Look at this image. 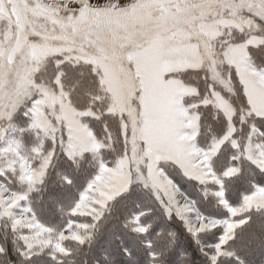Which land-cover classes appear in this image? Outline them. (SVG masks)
<instances>
[{"label": "rangeland", "instance_id": "obj_1", "mask_svg": "<svg viewBox=\"0 0 264 264\" xmlns=\"http://www.w3.org/2000/svg\"><path fill=\"white\" fill-rule=\"evenodd\" d=\"M93 3V0H3L0 3V234L5 231L3 218L14 241L20 242L15 248L25 247L22 251L25 256L34 257L43 252L54 256L65 254V242L88 240L95 223L111 203L129 190L136 166L142 179L163 194L170 215L177 217L193 238L207 230L222 229L216 243L201 244L203 253L211 259L222 256L221 251L231 253L227 245L236 228L246 220L243 213L250 208L264 207V186L246 196L240 205L232 206L225 200L222 179L211 167V158L224 143L231 141L235 147L240 146L235 137L236 108L223 91L232 88L231 70L225 71L219 63L232 66L243 86L248 102L244 121L250 122L249 116H257L254 108L258 114H264L261 96L251 88L252 99L249 102L238 71L227 57L233 46L259 34L248 33L246 39L227 45L220 61L209 56L207 66L203 53L214 52L215 38L229 28L257 31L258 20L264 22V0H162L157 4L148 2L144 5L117 6L119 4L109 3L101 9ZM87 33L109 36L111 40L101 48L73 51L75 46L69 47L73 38ZM259 36L262 42L257 45L264 42V37ZM153 40H162L167 45L197 43L204 59L202 67L208 69L206 75L203 74L202 88L185 80L198 89V93L192 96L198 98L193 102L195 107L189 106V111L213 104L224 115V107L218 100L226 99L229 103V118L224 115L228 125L211 148L202 149L196 143L199 131L195 136L190 131L186 133L189 158L209 175L205 183H218L216 193L229 211L226 218L209 217L199 211L195 202L181 191L163 167L164 163L171 161L160 162L157 174L156 168L148 165L146 145L139 127L141 83L132 55ZM80 59L92 64L99 72L109 97L108 109L118 115V139L126 141L129 117L134 118V130L139 140L136 142V154L129 153L123 143L114 160L104 158L102 149L113 148L117 144L113 131L105 129L104 135L99 137L86 121L87 117H97V113L91 109L77 110L71 103L70 92L62 86L61 72L53 75L49 71L66 60ZM248 60L255 82L264 91V70L253 68L250 56ZM22 104L26 125L13 121ZM136 107L139 110L136 111ZM254 129L252 126L242 151L248 159L264 168L263 151L251 140ZM58 147L73 160L86 153L99 157L97 174L71 208V214L77 219L60 231L43 224L31 205V194L47 176L59 154ZM153 153L158 156L160 150L155 149ZM171 163L185 175L179 165ZM234 171L229 169L226 174ZM81 219L89 220L90 224ZM135 230L144 231L145 227L137 224Z\"/></svg>", "mask_w": 264, "mask_h": 264}, {"label": "trees", "instance_id": "obj_2", "mask_svg": "<svg viewBox=\"0 0 264 264\" xmlns=\"http://www.w3.org/2000/svg\"><path fill=\"white\" fill-rule=\"evenodd\" d=\"M258 24L257 31L245 32L232 27L215 38L214 52L204 50L203 53L206 66L210 62L209 56L220 61L227 45L246 39L248 33L264 37V22L258 20ZM260 46L250 47V64L253 68L264 70V42ZM50 62L51 60L49 64ZM219 64L224 66L222 69L225 71L231 70L229 78L232 88L223 91L236 108L235 137L240 146L235 147L231 141L224 143L211 158V167L222 179L225 200L228 204L237 206L258 187L264 186V168L253 159H248L242 151L253 126L255 129L251 140L264 154V117L249 116L250 122L244 121L248 102L243 86L232 66L228 67V63L222 62ZM206 66L181 71L177 76L202 88L208 69ZM49 71L53 75L61 72L62 86L70 92L71 103L77 110L91 109L97 113V117H87L86 121L99 137L104 135L105 129L113 131L117 144L113 148L102 149L104 158L114 160L120 154L123 143L129 153L136 154V142L139 143V140L134 130L135 120L129 117L126 141L118 139V115L108 109L109 97L98 70L92 64L81 59L66 60ZM197 99L185 97L184 103L188 107H195L193 102H197ZM135 104L139 107L137 101ZM138 107L136 111L139 110ZM197 111L201 114V126L196 143L202 149H209L225 131L228 122L213 104L199 106ZM24 115L25 107L22 104L15 112L13 121L26 125L24 120L27 118ZM58 150L59 154L47 176L31 194V205L43 224L60 231L70 221L77 219V216L71 214V208L97 174L99 157L86 153L73 160L62 148L58 147ZM163 167L181 191L195 202L202 214L219 219L228 217L229 211L216 193L219 188L217 182L205 183L189 178L171 162L164 163ZM229 169L235 171L227 175ZM238 217L239 215L236 218ZM243 217L246 220L236 228L234 237L227 245L231 255L223 254L215 264H264V207L250 208L243 213ZM85 222L88 224L89 220ZM2 223L5 231L3 235L0 234V248L6 251L0 254V264H213V260L201 250V244L216 243L222 234V229L217 227L193 238L183 223L170 215L163 194L142 179L136 166L134 181L129 190L111 203L102 218L95 223L88 240L82 243L67 240L65 254L54 256L43 252L29 259L22 252L25 247L15 248L20 242L14 241L3 218ZM137 224L144 226L145 230H135Z\"/></svg>", "mask_w": 264, "mask_h": 264}, {"label": "crops", "instance_id": "obj_3", "mask_svg": "<svg viewBox=\"0 0 264 264\" xmlns=\"http://www.w3.org/2000/svg\"><path fill=\"white\" fill-rule=\"evenodd\" d=\"M158 1L162 0H93V5L101 9L109 3L122 6L139 3L144 5L148 2L157 4ZM261 42V36L253 35L245 43L233 46L227 53L238 71L249 102L252 99L251 88L264 101V91L255 82L248 60L249 45ZM201 57L199 47L193 41L167 45L162 40H153L133 52V65L141 83L140 134L145 141L148 165L156 168V174L160 162L171 161L194 180L204 182L209 177L197 162L190 160L187 149L186 133L190 131L195 136L199 131L201 118L196 110L189 111L190 108H186L184 99L195 96L198 89L177 76L181 71L202 67L204 59ZM218 101L225 108L224 115L229 118V103L226 99L225 102L221 99ZM254 113L264 117L255 108ZM155 149L160 150V155L154 156Z\"/></svg>", "mask_w": 264, "mask_h": 264}, {"label": "snow or ice", "instance_id": "obj_4", "mask_svg": "<svg viewBox=\"0 0 264 264\" xmlns=\"http://www.w3.org/2000/svg\"><path fill=\"white\" fill-rule=\"evenodd\" d=\"M0 3H3V0H0ZM111 40V37L109 36H101L99 34H93V33H87L84 35H81L79 37H74L71 44L69 45V47H72L73 45L75 46L73 48V51H78L80 48H83L84 50H87L89 48H101L103 47L108 41ZM249 47H261L260 45H249ZM251 54L249 53V56ZM218 248H220V245H217ZM6 250H3L2 248H0V254H4ZM224 253L221 251V255H223ZM229 255H231L229 253ZM29 259H31V257H29ZM218 257L217 256H213L212 260H213V264H215V262L217 261Z\"/></svg>", "mask_w": 264, "mask_h": 264}]
</instances>
